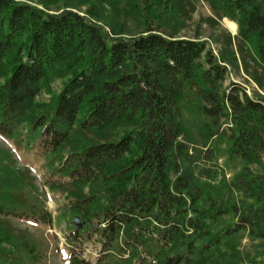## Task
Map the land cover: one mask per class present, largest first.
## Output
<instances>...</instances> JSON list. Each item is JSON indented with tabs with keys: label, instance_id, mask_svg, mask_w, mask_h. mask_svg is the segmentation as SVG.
Instances as JSON below:
<instances>
[{
	"label": "trees",
	"instance_id": "1",
	"mask_svg": "<svg viewBox=\"0 0 264 264\" xmlns=\"http://www.w3.org/2000/svg\"><path fill=\"white\" fill-rule=\"evenodd\" d=\"M203 1L218 20L238 27V36L227 41L236 47L230 60L223 53L217 59L198 38L177 37L180 20L195 12L192 0H66L54 12L50 6L61 0H0V135L14 139L28 125L45 153L68 152L55 171L68 181L73 211L86 223L67 236L70 244L97 235L108 253L123 235L135 252L156 248L159 260L186 236L210 237L227 198L206 208L197 177L182 168L187 88L204 103L215 129L211 138L227 125L230 156L245 164L233 186L251 203L232 232L248 230L264 240V176L247 167L264 155V99L249 98L236 83L222 92L236 52L245 72L251 61L264 73V0ZM260 76L253 81L263 88ZM54 81L62 82L59 94L38 107L42 87ZM186 247L189 256L159 264H205L194 241ZM78 258L74 253L71 262L84 264Z\"/></svg>",
	"mask_w": 264,
	"mask_h": 264
},
{
	"label": "rangeland",
	"instance_id": "2",
	"mask_svg": "<svg viewBox=\"0 0 264 264\" xmlns=\"http://www.w3.org/2000/svg\"><path fill=\"white\" fill-rule=\"evenodd\" d=\"M63 1L66 0L52 4L50 9L54 12L62 8ZM192 3L195 12L180 20L182 25L174 31L177 37L198 38L205 43L206 51H212L217 59L223 53L230 60L228 53L236 51V47L233 45L229 48L227 41L229 37L234 39L238 36V27L237 33L233 34L224 26V21L228 19L218 20L208 3L203 0H192ZM87 9L88 6H82L80 11L86 12ZM236 56V65H226L227 79L222 92L231 83H236L242 86L249 98L264 99V81H261L263 88L253 81V77L259 75L264 79V73L250 60L248 73L245 72L237 52ZM61 88L60 81L45 84L36 105L50 106ZM203 108L204 103L194 91L187 88L181 104L186 134L179 142L185 145L188 156L181 165L184 170L193 171L197 177L196 188L206 208L209 209L214 202L220 203L224 196L227 205L211 226L210 237L196 234L191 238L186 236L183 241L168 246L159 260L178 254L189 256L186 243L194 241L195 255L202 254L200 257L205 259V264H264V240L251 236L248 230L232 232L240 224L239 216L243 213L244 204L251 203L233 186L245 164L230 156L227 125L218 130V137L211 138L215 129L204 116ZM28 128V125L21 127L14 139L0 135V212H7L0 215V264H74L71 262L74 253L79 255L78 261L84 264H159V260L154 258L156 248L147 250L143 245L135 252L131 246H126L127 237L123 235L108 253L102 252L97 235H90L89 242L70 244L67 241L68 235L86 227L81 216L73 211L74 198L65 187L68 181L55 171L65 161L68 152L45 153L38 147L35 138H30ZM75 139L79 140L74 135L72 140ZM247 167L253 174L264 176V155L259 163ZM85 193L89 194L87 188ZM212 209V214H217L215 206ZM77 218L81 229L75 225ZM227 230H231L230 234H223L222 231ZM191 234L193 231L189 230L188 235ZM215 235H221L219 244L205 252L204 246L210 244V239ZM154 239H157L156 236ZM195 255L193 259L198 258Z\"/></svg>",
	"mask_w": 264,
	"mask_h": 264
},
{
	"label": "bare ground",
	"instance_id": "3",
	"mask_svg": "<svg viewBox=\"0 0 264 264\" xmlns=\"http://www.w3.org/2000/svg\"><path fill=\"white\" fill-rule=\"evenodd\" d=\"M224 26L233 34L237 33V25L229 20L224 21Z\"/></svg>",
	"mask_w": 264,
	"mask_h": 264
},
{
	"label": "water",
	"instance_id": "4",
	"mask_svg": "<svg viewBox=\"0 0 264 264\" xmlns=\"http://www.w3.org/2000/svg\"><path fill=\"white\" fill-rule=\"evenodd\" d=\"M75 225H76V227H77L78 229H81V228H82V227H81V224L79 223V219H78V218L75 220Z\"/></svg>",
	"mask_w": 264,
	"mask_h": 264
}]
</instances>
